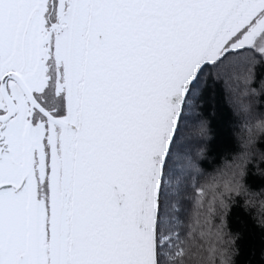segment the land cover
I'll return each instance as SVG.
<instances>
[{"label": "snow or ice", "instance_id": "1", "mask_svg": "<svg viewBox=\"0 0 264 264\" xmlns=\"http://www.w3.org/2000/svg\"><path fill=\"white\" fill-rule=\"evenodd\" d=\"M249 222L264 264V0H0V264H237Z\"/></svg>", "mask_w": 264, "mask_h": 264}, {"label": "trees", "instance_id": "2", "mask_svg": "<svg viewBox=\"0 0 264 264\" xmlns=\"http://www.w3.org/2000/svg\"><path fill=\"white\" fill-rule=\"evenodd\" d=\"M245 233L244 240L241 241V254L239 259L237 260V264H249L250 260H254L255 257L252 254V239L249 235L250 233V222L249 227H244L242 229Z\"/></svg>", "mask_w": 264, "mask_h": 264}]
</instances>
